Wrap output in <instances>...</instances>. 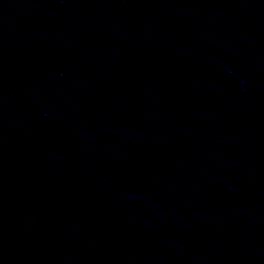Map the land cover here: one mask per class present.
Wrapping results in <instances>:
<instances>
[{"label":"water","instance_id":"obj_1","mask_svg":"<svg viewBox=\"0 0 264 264\" xmlns=\"http://www.w3.org/2000/svg\"><path fill=\"white\" fill-rule=\"evenodd\" d=\"M0 139L50 264H264V0H0Z\"/></svg>","mask_w":264,"mask_h":264}]
</instances>
